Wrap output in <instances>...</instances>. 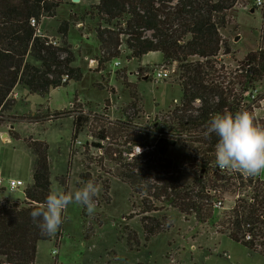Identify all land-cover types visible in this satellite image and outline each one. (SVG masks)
Here are the masks:
<instances>
[{
	"label": "trees",
	"instance_id": "trees-1",
	"mask_svg": "<svg viewBox=\"0 0 264 264\" xmlns=\"http://www.w3.org/2000/svg\"><path fill=\"white\" fill-rule=\"evenodd\" d=\"M238 2L99 0L93 6L90 16L96 21L99 44L96 70L105 68L113 60L140 61L150 53H161L166 62L180 64L183 98L181 109L174 112L170 123L164 121V127L160 128L167 136L157 140L146 162L123 158L124 151L112 148L119 146L104 135L106 130L99 133L102 143L96 146L104 155L105 145L109 144V153L117 160L120 158L118 178L130 185L135 194L143 191L156 200H163L164 206L185 217H194L197 226L218 218L220 210L213 208L212 191L218 190L222 195L239 194L236 206L222 214L214 228L232 242L264 257V180L259 174L244 179L239 172L214 170L218 138L214 134L205 135L212 116L236 113L244 93L264 81L263 45L247 55L234 71L235 77L232 70L225 71L224 66L218 65L219 55L230 53L221 31L227 27L228 14ZM63 4L64 0H0V132L11 120L15 102L12 95L18 86L46 97L54 89L83 79L81 70L74 67L76 53L65 39L69 25L63 23L59 28L63 38L59 46H53L46 36H38L31 25L33 19L40 24L43 18L54 17ZM223 72L224 78L227 72L230 79L227 85L219 82ZM64 78L68 79L67 83H62ZM196 100L201 102L198 109L191 106ZM69 111L70 108L57 113L64 115ZM86 120L79 118L74 125L82 127ZM113 127L107 130L120 132L129 143L134 140L154 143L155 139L150 141L142 132L134 135L135 130L129 129V125ZM185 132L188 138L183 140L181 133ZM196 132L198 138L189 139ZM27 147L35 161L32 185L24 191L25 202L10 200L0 181V264H36L38 243L51 239L30 216L51 191L48 147L38 141L27 143ZM178 148L181 155L173 159L169 154ZM183 170L193 177L185 185ZM146 211L149 210L146 208ZM247 237L251 239L247 241Z\"/></svg>",
	"mask_w": 264,
	"mask_h": 264
},
{
	"label": "rangeland",
	"instance_id": "rangeland-1",
	"mask_svg": "<svg viewBox=\"0 0 264 264\" xmlns=\"http://www.w3.org/2000/svg\"><path fill=\"white\" fill-rule=\"evenodd\" d=\"M98 3L99 0H64L54 17L43 18L40 22L42 35L58 45L63 43L58 32L60 26L69 25V35L65 39L76 53L74 67L81 70L83 79L80 83L71 81L67 86L54 89L46 97L31 94L20 86L15 89L11 120L0 132L1 187L10 200L25 202L24 191L32 185L35 161L27 143L37 141L48 147L51 191L59 188L72 194L89 180L98 185L93 212L88 213L83 205L70 204L57 232L49 241L38 243L36 264H187L182 244L191 252L189 237H195L202 230L215 232L214 224L222 214L230 211L235 196L225 193V208L217 212L218 218L194 228L197 223L194 217L181 215L164 206L163 200H156L143 191L135 194L130 185L118 178L120 158L117 160L109 153L108 143L104 155L94 147L100 143L99 133L106 130L104 135L119 146L112 148L128 151L124 143L129 140L126 141L120 132L107 129L125 124L137 135L151 128L156 119L170 123L174 112L183 105L180 64L166 62L161 53H150L140 61L119 60L120 67H115L116 60L99 70H96L98 65L91 67L97 61L99 44L96 21L92 20L90 11ZM249 4L251 0H239L228 14L227 27L221 31L230 53L225 55L222 51L219 57L222 64L218 62V65H223L225 71L232 70L233 77L247 55L264 47V11L251 13L245 9ZM236 36H241L237 42L234 41ZM162 66L169 68L172 74L163 82H152L153 72ZM221 75L219 82L227 85L230 80L227 72L226 78L225 72ZM256 86L264 90V81ZM191 106L198 109L201 102L196 100ZM68 108L69 114L57 113ZM79 111L86 112L90 118H86L75 136L74 114ZM259 114L264 116V111L252 113L257 127L261 126L257 122ZM167 115H170L169 120ZM163 123L159 127H164ZM10 131H13L12 137L4 142L1 133L9 134ZM91 131L96 140L89 147L87 136ZM181 134L187 135L186 132ZM195 135L189 139L198 138L199 133ZM76 137L83 142V147L72 145ZM146 138L151 141L155 136L150 134ZM187 138L188 135L181 136L183 140ZM132 143H144V140ZM180 149L169 156L178 159ZM259 176L264 180V170ZM192 178L188 171H182L184 185ZM12 180H21L24 186L12 191L9 187Z\"/></svg>",
	"mask_w": 264,
	"mask_h": 264
},
{
	"label": "clouds",
	"instance_id": "clouds-1",
	"mask_svg": "<svg viewBox=\"0 0 264 264\" xmlns=\"http://www.w3.org/2000/svg\"><path fill=\"white\" fill-rule=\"evenodd\" d=\"M214 134L215 165L247 175H257L264 170V128L257 127L248 111L216 114L208 121L205 135ZM139 148V147H138ZM98 185L89 180L72 194L54 189L45 201L31 211L30 216L42 233L55 234L63 223V213L72 203L83 205L88 213L95 207L94 197Z\"/></svg>",
	"mask_w": 264,
	"mask_h": 264
},
{
	"label": "built area",
	"instance_id": "built-area-1",
	"mask_svg": "<svg viewBox=\"0 0 264 264\" xmlns=\"http://www.w3.org/2000/svg\"><path fill=\"white\" fill-rule=\"evenodd\" d=\"M245 9L247 11H250L251 9L264 11V0H251V4L247 5L245 7ZM31 25H32V27H34L36 29V33L38 36L44 37V35H42L40 25L35 19L31 20ZM50 43L53 46H59L56 41L50 40ZM219 57H220V55H219ZM219 57L217 58V60L219 63H221V60L219 59ZM221 57H223V56H221ZM114 65H115V67H120L122 65V63H121V61L116 60ZM221 66H223V65H221ZM171 74H172V72L169 70V68L162 66V67L155 69V71L153 72V75H152L153 77H151V80L154 83H160V82L167 80ZM67 81H68V79L64 78L62 80V83H67ZM259 85H261V84H259ZM72 107H74V106H72ZM240 111H248L251 114V116H252L253 112L258 111V113H262L264 111V90H262L261 88H258L257 86H254V87H251L248 91H246L243 95L241 105H240L237 112H240ZM74 117H75V120H77L79 118H85V119L88 117L90 118V116L86 112H80V111L78 113H75ZM93 118H95V117H93ZM96 118L102 119V117H98V116ZM167 118L169 120L170 115H167ZM162 121H163V119L161 121L156 119L151 128L150 127H149V129L147 128L146 132L142 131L144 133V135L153 134L155 136V138H154L155 140H153L154 143L152 145L146 144L145 142L135 144V145L132 142L128 143L127 144L128 145V147H127L128 151L123 152V154H122L123 158H125L127 160H131L132 158H138L141 162H146L150 158V155L154 152L157 140L160 139L161 137L167 136L166 134H163V132L160 131V128H163V127H159L160 123H163ZM257 122H258V126L262 125V124L264 125V116L259 114V118L257 119ZM157 127H158V129H157ZM259 127L261 128V126H259ZM263 128H264V126H263ZM91 132H92L91 135L87 136V141H89V143H90V145L88 144L89 147H92L93 142L96 140L94 137L95 135H94L93 131H91ZM79 133H80L79 127L77 128V126L75 125L74 135L76 136ZM181 136L183 138L187 137V135H181ZM97 139H98V137H97ZM72 145L77 146V147H83L84 146L83 142L80 141L78 139V137H76L74 139V142L72 143ZM94 147H97V146L94 145ZM214 170H218L220 172H229V173L239 172L243 176L244 179L252 177V175H247L243 172H240L237 170H232V169L221 170V169L216 167V169H214ZM23 186H24L23 181L12 180V181H10L9 187L12 191H15V190L20 189ZM211 195L214 196L213 208L216 210L224 209L225 208V206H224V200H225L224 195H222L218 190L212 191ZM219 197H221V198H219ZM239 197H240L239 194L235 195V198H234L235 200L228 210L231 211L236 206V202L239 199ZM250 239H251V237L246 238L247 241H249ZM225 256H227V255H225Z\"/></svg>",
	"mask_w": 264,
	"mask_h": 264
},
{
	"label": "crops",
	"instance_id": "crops-1",
	"mask_svg": "<svg viewBox=\"0 0 264 264\" xmlns=\"http://www.w3.org/2000/svg\"><path fill=\"white\" fill-rule=\"evenodd\" d=\"M193 226L196 228L197 223ZM188 244L191 252L182 244L187 264H264V257L232 242L216 231L206 233L202 230L195 237H189Z\"/></svg>",
	"mask_w": 264,
	"mask_h": 264
},
{
	"label": "water",
	"instance_id": "water-1",
	"mask_svg": "<svg viewBox=\"0 0 264 264\" xmlns=\"http://www.w3.org/2000/svg\"><path fill=\"white\" fill-rule=\"evenodd\" d=\"M255 9H251L250 12L251 13H255ZM241 38V36H236L234 41L237 42L239 39ZM98 65V61H94L92 64H91V67H96ZM13 129V127H12ZM1 138L3 139L4 142H8L10 140V136L8 133H1Z\"/></svg>",
	"mask_w": 264,
	"mask_h": 264
}]
</instances>
